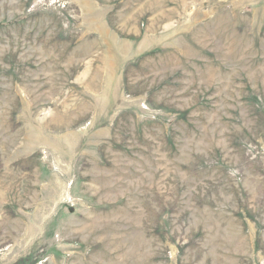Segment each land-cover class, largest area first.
Returning a JSON list of instances; mask_svg holds the SVG:
<instances>
[{
    "label": "rangeland",
    "instance_id": "374dc122",
    "mask_svg": "<svg viewBox=\"0 0 264 264\" xmlns=\"http://www.w3.org/2000/svg\"><path fill=\"white\" fill-rule=\"evenodd\" d=\"M0 264H264V0H0Z\"/></svg>",
    "mask_w": 264,
    "mask_h": 264
}]
</instances>
